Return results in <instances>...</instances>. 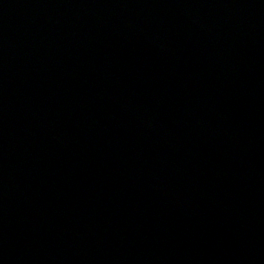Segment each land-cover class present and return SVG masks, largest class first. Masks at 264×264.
<instances>
[{"label":"water","instance_id":"95a60500","mask_svg":"<svg viewBox=\"0 0 264 264\" xmlns=\"http://www.w3.org/2000/svg\"><path fill=\"white\" fill-rule=\"evenodd\" d=\"M0 264H264V0H0Z\"/></svg>","mask_w":264,"mask_h":264}]
</instances>
